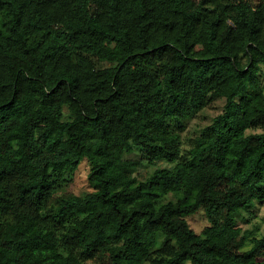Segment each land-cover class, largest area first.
Masks as SVG:
<instances>
[{
  "label": "trees",
  "instance_id": "16d2710c",
  "mask_svg": "<svg viewBox=\"0 0 264 264\" xmlns=\"http://www.w3.org/2000/svg\"><path fill=\"white\" fill-rule=\"evenodd\" d=\"M263 201L264 0H0V264H264Z\"/></svg>",
  "mask_w": 264,
  "mask_h": 264
},
{
  "label": "rangeland",
  "instance_id": "374dc122",
  "mask_svg": "<svg viewBox=\"0 0 264 264\" xmlns=\"http://www.w3.org/2000/svg\"><path fill=\"white\" fill-rule=\"evenodd\" d=\"M225 104V99H217L209 107L204 108L197 113L193 118L187 121L186 130L183 132V137L185 142L188 143L189 138L200 133L201 129L212 122L213 118L222 112ZM131 157H141L142 151L140 148H136L133 154H128ZM159 166H170L164 160H159L157 163ZM153 166L146 163L141 167V176L147 175L153 171ZM90 170V165L87 159H83L78 168L76 169L73 182L69 185V190L75 193H84L86 191L93 190L89 182L88 173ZM192 227L197 231L201 232L203 228L209 224V220L206 218L203 212H198L197 214L190 215L188 217ZM238 224L244 229H252L254 231V236L263 237L264 236V201L258 202L252 209L243 210L237 215ZM252 241H248L245 249L251 247ZM86 264H95L93 262H87ZM149 264V263H145ZM186 264H191L187 262Z\"/></svg>",
  "mask_w": 264,
  "mask_h": 264
}]
</instances>
